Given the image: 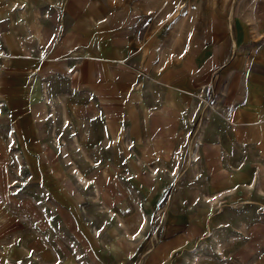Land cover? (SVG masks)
Returning a JSON list of instances; mask_svg holds the SVG:
<instances>
[{"label":"rangeland","instance_id":"1","mask_svg":"<svg viewBox=\"0 0 264 264\" xmlns=\"http://www.w3.org/2000/svg\"><path fill=\"white\" fill-rule=\"evenodd\" d=\"M0 54V264H264V0H0Z\"/></svg>","mask_w":264,"mask_h":264},{"label":"bare ground","instance_id":"2","mask_svg":"<svg viewBox=\"0 0 264 264\" xmlns=\"http://www.w3.org/2000/svg\"><path fill=\"white\" fill-rule=\"evenodd\" d=\"M0 56H2L0 54ZM47 99V103L50 104L51 106V110L52 112H54V108H53V102L50 101L48 98ZM1 105V104H0ZM147 113V111H146ZM162 114H163V111H162ZM147 115V114H146ZM75 141H76V137H74ZM56 143V142H55ZM76 146L78 147L79 145L76 143ZM76 150V149H75ZM19 160V159H18ZM66 161L71 165L72 162L70 161L69 158H66ZM91 166H94L93 163L89 162ZM3 169V168H2ZM153 174L155 173L154 170L151 171ZM71 176L74 178V181H75V184H77V186L80 188V189H88L91 187V181L90 179L86 178L85 176L82 175V173H80L79 171H77L76 169H73L71 171ZM3 181V179H2ZM254 188V184L251 185L250 189H253ZM95 189H96V193L99 194V189L97 187V185H95ZM206 201L208 202H212V201H216V197H211V198H204ZM218 203V202H217ZM216 204V203H215ZM110 214H112L111 212H109ZM121 225L123 226V228H125L124 224L121 223ZM146 229V223H145V220L142 219L139 224L137 226H135L134 228V231L132 233H130L127 229L125 230L126 232V236L127 238L130 240V241H134L136 238L139 239L141 238L142 236V233H144ZM195 260H198L197 258ZM196 263V262H194Z\"/></svg>","mask_w":264,"mask_h":264},{"label":"crops","instance_id":"3","mask_svg":"<svg viewBox=\"0 0 264 264\" xmlns=\"http://www.w3.org/2000/svg\"><path fill=\"white\" fill-rule=\"evenodd\" d=\"M243 58V57H242ZM46 98H48L46 95L44 96V99H43V101H41L40 103H43L44 105H45V107L47 108V115H48V117L50 118V119H53V121H55L56 120V118L54 117V114H55V106H54V104H53V108H54V112H52V110H51V106H50V104H48L47 103V99ZM52 117V118H51ZM64 121V123L62 124V125H66L67 123H66V120L64 119L63 120ZM72 141H74V145L75 146H73L74 147V151L76 152V150H75V148L77 147L76 146V143L78 144L79 142H78V138H77V136H76V141H75V139L73 138V140ZM56 142V143H55ZM53 143L55 144V145H59V142L58 141H56V140H54L53 141ZM63 151V154H65L67 151L65 150V149H63L62 150ZM66 159V158H65ZM66 163H67V165H70L67 161H65ZM77 185V184H76ZM87 190V189H86Z\"/></svg>","mask_w":264,"mask_h":264}]
</instances>
